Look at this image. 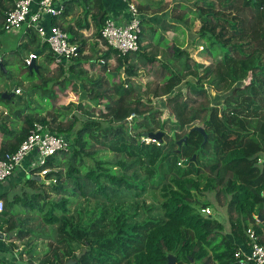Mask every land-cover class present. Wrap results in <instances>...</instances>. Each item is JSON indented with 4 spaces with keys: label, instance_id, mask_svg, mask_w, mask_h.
I'll use <instances>...</instances> for the list:
<instances>
[{
    "label": "trees",
    "instance_id": "trees-1",
    "mask_svg": "<svg viewBox=\"0 0 264 264\" xmlns=\"http://www.w3.org/2000/svg\"><path fill=\"white\" fill-rule=\"evenodd\" d=\"M15 1L0 0L1 25ZM78 1L85 17L91 14L92 6L97 7L91 16L96 26L93 36L97 42L92 45L97 57L85 55L87 42L78 39L75 32L69 41L78 43L77 55L59 64L53 77H49L47 66L31 70V75L39 76L40 84H33L30 90H37L33 95L51 105L58 97L55 87L62 90L66 84L76 86L75 80L79 81L86 91L85 104L78 97L62 110H83L80 128L74 131L78 120L74 112L67 125H50L39 116L38 107L31 106L30 90L29 99L26 94H14L8 100L0 97L6 109L0 120V159L17 149L34 122L49 125L50 131L63 135L70 144L67 151L48 157L45 165L32 172L38 176L35 173L49 168L45 176L51 181L46 185L60 198L49 201L47 193L33 188L45 185L42 180L31 178L27 180L31 191L0 193L5 207L0 211L3 231L7 235L13 232L11 240L17 241L31 234L36 239L54 234L56 245H48L39 264L76 260L78 249L86 251L74 264H167L168 256L175 258V264H240L233 256L238 246L224 233L225 225L201 210L210 206L218 210L207 197L208 192L218 189L226 196L230 235L246 243V229L252 225L264 242V160L258 162L264 153V0H194L193 14L199 21L196 36L206 43L203 50L215 61L194 82L191 78L195 85H189L183 75L192 61L189 49L173 45L171 56L162 50V57H158L159 53L149 51L142 42L141 26L139 49L120 53L101 39L107 15L98 1ZM51 20L55 24V18ZM68 28L72 32V26ZM41 53L46 64H51L53 56L46 43H41ZM181 60L174 67V61L178 64ZM84 63H89V69L99 63L107 83L101 80L105 78L88 76ZM191 64L196 71L203 68L201 63ZM141 66L145 71H139ZM141 72L155 78L146 91L147 100L138 96L143 84L137 82ZM213 72L220 81L230 82L218 104L211 102L207 90L218 89V80L209 79ZM201 78L211 80L206 88L199 83ZM197 120L207 134L204 143L199 132L189 131ZM167 128L173 137L163 132L159 141L143 139ZM184 136L186 140L178 145ZM95 143L100 147H94ZM101 150L112 152L115 160L101 159ZM148 189L159 192L160 210L140 218L142 211L151 208L140 199ZM63 192L70 194L61 197ZM78 197L94 202L95 209L86 211L87 219L77 209L76 216L69 214L68 205ZM38 200L47 201L42 220L49 233L26 229L21 218L16 217L17 221L10 213L19 203L30 210L41 209ZM32 260L29 257L26 264H35ZM0 264L5 263L0 259Z\"/></svg>",
    "mask_w": 264,
    "mask_h": 264
},
{
    "label": "rangeland",
    "instance_id": "rangeland-1",
    "mask_svg": "<svg viewBox=\"0 0 264 264\" xmlns=\"http://www.w3.org/2000/svg\"><path fill=\"white\" fill-rule=\"evenodd\" d=\"M159 0H151V2H158ZM164 1V0H163ZM162 1V2H163ZM134 4L138 7V9H141L145 6V3L143 1L140 0H133ZM170 0L165 1L164 4L169 3ZM188 10L185 9L184 10H176L173 11L174 12H178V15H183L184 12H186L187 14L184 16L185 17V26H187L188 29H192V31H194L195 29H198L199 27V21L197 19V17L193 14V11L195 10V6H194V0H188ZM163 4V5H164ZM162 5V3H161ZM162 5V6H163ZM84 7V6H83ZM161 7V6H160ZM159 7V8H160ZM144 9V8H143ZM144 11V10H143ZM141 19H142V36L141 39H143V37H148L150 34V29H149V24L146 22V17L145 15L142 16L141 15ZM186 28V29H187ZM95 31L91 30L86 32V35L83 34V36L81 35V38H83L84 40L88 41V43H86V49L84 50V53L87 51V53H85V55L91 58H96L97 56V51L94 50V46L91 43L97 42L94 40V36L92 33H94ZM153 37H156V41L159 39L160 35H158L157 33H153L152 34ZM168 37V36H167ZM168 38L170 45H161L159 46L154 45V43H152L151 40H149V45L152 46V51L156 52V53H160V57H162V53L163 51L167 50V53L165 54V56H171L170 49L172 48L173 45H179V46H183L187 49H189L190 51V57L192 59V61L201 63L203 68L199 69L198 71L194 70L192 68V61L189 63V69L184 70L183 75L185 77H187V80L190 82L189 85H195L194 80H196L197 76L202 75L204 70L209 66V65H214V60L212 59V57H210L209 55L206 54V51L203 50V48H205L206 43L203 42L201 39L197 38L196 35H193V38H187L188 35L187 34H169ZM99 41V40H98ZM143 41V40H142ZM166 42V40H165ZM144 43H148V42H144ZM188 45H187V44ZM99 44H101V41L99 42ZM165 45V46H164ZM93 46V47H92ZM167 48V49H166ZM4 50V48L0 47V51ZM13 50V49H12ZM163 50V51H162ZM214 52V51H213ZM18 54V49H15L14 52L11 54V56H5V63L6 68H7V72L8 75H4L0 72V97L2 98V91H10L18 86L20 88V92L17 95H22L24 97H28L27 92L34 86L33 84L37 85L40 84V80H39V76L37 75H31L28 71H26L25 66L22 63L21 57L19 59V57L17 56ZM169 54V55H168ZM2 59V57H1ZM94 61V60H92ZM177 61H174V67H178L183 60H181L178 64L176 63ZM84 68L87 70V74L88 76H91L94 79H98V78H105V80L101 79L104 83H107V78L106 75H104L102 73L100 64L97 63L95 65L94 69H89V63H84L83 64ZM114 64H112V66L110 68H113ZM144 66H141L139 71H145L144 69H142ZM59 71L56 69V67H52L49 70V77H53L55 76ZM188 72L193 73V74H188ZM216 72H213L210 76L209 79H215V81H217V85H218V89L216 90L215 88H211L208 87L207 90L209 92L210 95V99L211 102L213 104H218L222 98H223V93L227 92L226 90L230 87V82H228L226 80L225 81H220L219 79L215 78ZM110 80H112V78L110 76H108ZM193 82H192V80ZM152 79L153 76L151 75H144V73H140L139 77H138V81L139 83H143L142 84V88H139L138 90V96H142L145 100L148 99V95L146 93V91L150 90V87L152 85ZM35 80V81H34ZM33 81V82H32ZM211 80H207V78H201L199 80V83L202 84L205 88L209 85L208 83ZM35 82V83H34ZM75 82L77 83L76 86H73L72 83L70 84H66V86H64V88L62 90H59L55 87L56 93H57V99L52 101V104L50 105L49 103H45V102H41L39 100V96L38 98L36 97V95L34 96V93H38L37 90H30V94L29 97L31 98V101H33V104H31L32 107H38L37 111H39V113L41 112V114L39 115L40 117H43L45 119H47V121H49L50 125L52 126H56L58 125V123H61L62 125H67L68 124V120H72V112H74L77 117L78 120L74 126V131H76L78 128H80V126L82 125V119L84 117L83 115V110H79V109H69V110H62V106L66 105L69 102H77L78 101V97L80 99H83V103L86 100V96H85V90L83 89L82 84L75 80ZM192 82V83H191ZM29 83V84H27ZM33 83V84H32ZM1 84H5L4 87ZM184 86L181 85L180 87L182 88ZM232 86V85H231ZM73 87H75V89H73ZM33 91V92H32ZM26 94V96H25ZM137 95H135L136 97ZM14 97V96H13ZM23 97V98H24ZM28 97V99H29ZM0 98V99H1ZM48 102H50V100L47 99ZM157 101V100H156ZM153 102H155L153 100ZM0 106L1 108H4L2 102H0ZM85 104V103H84ZM41 105V106H40ZM43 107V108H42ZM0 108V120L1 118H4V114H5V109L1 110ZM86 109V106L84 107ZM42 110V111H41ZM65 112H67L65 114ZM59 114H65L63 117ZM140 120V119H139ZM192 125H197V126H203L202 123H200L198 120L193 122ZM169 127V124H168ZM160 131V130H159ZM162 132H165V134H167L168 136L173 137V132H171L170 130H168V128ZM181 133V132H178ZM1 135V134H0ZM94 147H100V145L98 143H95ZM100 153V157L101 159L105 160V161H111L113 162L116 158V156L114 154H112V152H108L105 151L103 152V150L99 151ZM201 157V156H200ZM261 161L264 160V153L261 154L260 157ZM201 160H203V158H201ZM86 162H88L89 164H92V161L88 158H86ZM115 169H117L116 167H114ZM18 169V168H17ZM16 169V170H17ZM64 169V167L62 168ZM19 171V170H18ZM63 171V170H62ZM17 174V172H16ZM33 177H37V176H33ZM30 175L25 176V180L26 183L24 185H22L15 193H19L22 189H27L32 184H29L27 182L28 178H33ZM42 182L45 185H39V184H35L33 185L34 189H38L45 193H47V199L49 201H55L58 198H60V195L54 193L49 185H46L47 183H49L51 180L50 178H47L46 176H42ZM36 179V178H35ZM28 184V185H26ZM69 185V184H68ZM71 185V184H70ZM72 186V185H71ZM77 190H74V192H76ZM14 194V193H12ZM11 194V195H12ZM70 193L68 192H63V194H61V197L64 195H69ZM77 196L78 195L77 193ZM89 196V195H88ZM207 197L208 199H210L212 202L215 203V206H217L216 208L218 210H215L213 207H209L211 210V215L212 217H214L215 219L219 220L220 222H222L225 225V231L224 233L226 234V236L230 235V227L228 224V220H227V215H226V210H225V206H226V196H224L221 192H218V189L215 188V190L210 191L207 193ZM160 194L157 190H150L148 189L147 193L140 199L145 201V206H151V208L149 210H144L142 211L143 213H141L140 218H142L147 212H157L159 209V202H160ZM39 201V206L41 207V209L39 208H35L33 210H30L29 208H25L24 206H22L20 203L19 204H15L13 205L10 209H11V214L14 218L16 217H20L21 218V222L23 223V226L26 229H30V230H43L45 233H49L50 228H48V226H45V224L43 223L42 220V214L46 211L48 205H47V201H42V200H38ZM69 207V214H73L76 216V209L78 210L79 214L83 216V219H87V215H86V211H91L94 208V202L92 199L89 198V202L85 201L83 198L78 197V199L76 200V202H74L71 205H68ZM5 209V207H4ZM203 213V212H201ZM264 216V215H263ZM17 219V218H16ZM18 221V219H17ZM5 233V232H3ZM33 236V238H35V236L33 234L30 235V237L22 240V241H17V240H11L7 237V234L5 233V239L3 238L0 245H2L4 247L3 252L0 251V258L1 260L5 263V264H26V261L29 257H31L33 260V262L35 264H39L41 259L43 258L44 253L46 252L48 245L51 243V245L55 246L56 245V241L52 238H49L48 236H43L40 235L41 237H38V239L35 238V240L31 239V237ZM55 237V236H54ZM1 240V239H0ZM14 245V247L12 246ZM32 249V250H31ZM26 251V252H24ZM30 252V253H28ZM80 252V250L78 249L76 251V253Z\"/></svg>",
    "mask_w": 264,
    "mask_h": 264
},
{
    "label": "built area",
    "instance_id": "built-area-1",
    "mask_svg": "<svg viewBox=\"0 0 264 264\" xmlns=\"http://www.w3.org/2000/svg\"><path fill=\"white\" fill-rule=\"evenodd\" d=\"M67 1L16 0L14 6L5 12L2 29L4 31L32 29L41 41L47 44L49 51L52 53V67H57L63 62H69L77 55L78 43L70 42L68 33L61 26L51 24L46 29L42 23L45 16L56 18L62 15ZM126 9L128 17L125 22L107 17L100 30L101 39L109 47L123 54L133 53L139 49V36L141 34V13L138 7L133 1H127ZM36 59V52H29L22 59L23 65L29 67ZM1 61L0 56V64ZM100 62L102 61L100 60ZM19 92L20 88L16 87L14 94ZM143 139L146 142L151 140L149 137H143ZM69 147L70 144L66 137L50 131L49 125L34 122L17 149L5 153L0 159V183L13 175L15 170L31 154L33 156L32 167L37 168L45 165L48 157L67 151ZM258 162L260 163L261 160L258 159ZM48 171L49 168H43L35 174L42 177ZM3 209L4 203L0 200V211ZM201 211L206 215L211 213L209 207L203 208ZM253 216L256 221L260 222L258 215ZM3 234L5 236V233ZM246 236L245 247H238L233 254L234 258L240 264H264V242L260 241L252 225L247 227Z\"/></svg>",
    "mask_w": 264,
    "mask_h": 264
},
{
    "label": "crops",
    "instance_id": "crops-1",
    "mask_svg": "<svg viewBox=\"0 0 264 264\" xmlns=\"http://www.w3.org/2000/svg\"><path fill=\"white\" fill-rule=\"evenodd\" d=\"M70 1L71 2H68L65 5L66 10H65V13L63 12L64 14L56 18L55 17L49 18L45 16L42 21L43 26L46 29L49 28V26L53 24L51 19L55 18V25L61 26L64 30L66 29V32L68 33L69 37L71 36V34L76 32L77 35L79 36L78 39H83L81 38V35L82 36L83 34L86 35V32L91 31V30L96 31V26L91 20V16L94 15V13H96L97 7L92 6V9L90 10L91 14L85 17L81 2L78 0H70ZM97 1L99 5L102 6L104 12H106L107 17L113 18L117 21L125 22L128 17L126 3L127 1H133V0H97ZM140 1H143L145 3V6L143 7L144 9L141 8L139 10L142 16L145 15L146 22L149 24V29H150L149 36L147 38L143 37L142 42L143 43L148 42V43H144V45L147 47L149 51H152V46L149 45V40H151L152 43H154V45L158 44L159 46H161L163 44L170 45L168 41L169 40L168 38H170L169 34H172V35L187 34L188 35L187 38H190V37L193 38V35H196L197 29L192 31V29H188L187 26H185L184 24L185 22L184 16L187 13L184 12L183 15H178V12L180 10L181 11L182 10L185 11V9L188 10L189 8L188 0H170V2L167 4L166 3L164 4V2L168 0H164V1L159 0L156 3L151 2V0H140ZM161 3L162 5L163 4L164 5L162 6ZM173 9L174 11H176L177 9L179 11L174 12ZM181 17L183 18V20H181ZM1 23H2V16H0V47L4 48V50L2 49L0 51V56L2 57L1 63L3 62L4 64V68L3 66L2 68H0V72L2 74L8 75L7 68H6L7 64L5 63L4 59H5V56L6 57L11 56V54L14 52L15 49H18L17 56L19 57V59L21 57V60L23 59L24 56H27L29 52H32V51L36 52L37 59L35 60V65L37 67V71H38V67L42 65L44 68H46V66L48 67V69L52 68V64H49V65L46 64V61H45L46 58H44V53H41L42 41L34 30L27 29L24 31V29H19V30L4 31L2 29ZM70 26H72V32L68 28ZM153 33H157L158 35H160L157 41L155 39L156 37L152 36ZM94 40L96 41V39ZM86 42L88 43V41ZM92 43L95 44L96 42L93 41ZM44 51H47V50L45 49ZM85 53H87V51ZM160 56L161 55L159 53L158 57ZM1 69H3V72L1 71ZM26 71H28L29 73L31 72L28 68L26 69ZM1 85L4 87L5 84H1ZM14 89L13 91L10 90V91H2V92L10 95L12 92H14ZM4 109L5 107L1 108V110H4ZM0 142H1V135H0ZM32 157H33L32 154L28 156L22 162V165L18 167L17 170H15L13 175H11L10 177H8L7 179H5L4 181L0 183V193H9L10 195L11 193L16 192L22 185L25 184L26 182L25 176L27 175L32 176V172L34 169L32 167ZM22 190H26L27 192L31 191L29 188L22 189ZM262 214L264 215V212ZM2 219L3 217L0 216V231L1 232H3V227H5V224L2 223L1 221ZM262 223L264 224L263 219H262ZM262 234L264 236V227L262 228ZM227 237L231 240V242L237 244L238 247H242V248L245 247V243H243L241 240L239 241L237 238L231 235H228ZM0 241H2V239ZM3 250H4V247L0 245V251L3 252Z\"/></svg>",
    "mask_w": 264,
    "mask_h": 264
},
{
    "label": "water",
    "instance_id": "water-1",
    "mask_svg": "<svg viewBox=\"0 0 264 264\" xmlns=\"http://www.w3.org/2000/svg\"><path fill=\"white\" fill-rule=\"evenodd\" d=\"M254 1V0H253ZM102 15V13L100 14V16ZM0 68H2V64H0ZM28 69L31 71V70H34V71H37V67L35 65V62L32 63V65H30L28 67ZM14 95V92H12L10 95L6 94V93H2V99H10L11 96ZM189 131H197L199 132L202 136H203V143L207 140V134L205 132V129L202 127V126H197V125H194L192 126ZM163 135V132L162 131H157L155 133H149L147 135V137H149L151 140H154V141H159L161 140V137ZM186 140V136L182 137V139L178 140L177 143L178 145H180L183 141ZM33 177V176H31ZM37 181H41L42 178L41 176H37V177H33L31 179H35ZM13 232H9V234L7 235L8 238H11L13 236ZM5 236L3 233L0 232V239H3ZM85 249H82L81 252H79L76 256V260L79 259L83 254H85ZM75 259H68L67 261H65L63 264H74L76 262ZM167 264H175V258L173 256H168V262Z\"/></svg>",
    "mask_w": 264,
    "mask_h": 264
}]
</instances>
